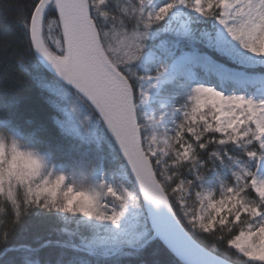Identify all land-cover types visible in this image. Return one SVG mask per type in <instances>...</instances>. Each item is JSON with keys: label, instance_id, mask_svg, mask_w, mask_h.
Masks as SVG:
<instances>
[{"label": "snow or ice", "instance_id": "obj_1", "mask_svg": "<svg viewBox=\"0 0 264 264\" xmlns=\"http://www.w3.org/2000/svg\"><path fill=\"white\" fill-rule=\"evenodd\" d=\"M9 6L0 264H264V0Z\"/></svg>", "mask_w": 264, "mask_h": 264}, {"label": "trees", "instance_id": "obj_2", "mask_svg": "<svg viewBox=\"0 0 264 264\" xmlns=\"http://www.w3.org/2000/svg\"><path fill=\"white\" fill-rule=\"evenodd\" d=\"M9 4L10 0H0V25H7L9 27V36L15 39L17 32L11 22L14 10ZM4 89H7L18 101L14 113V118H16L18 122L23 123L24 121L33 120L50 124L52 112L47 103L46 94L35 86L31 77L24 76L18 80H14L10 76L5 78L4 69L0 66V90ZM36 223H38V221L34 219L33 225ZM43 230L42 228L41 231ZM221 254L227 256L225 252ZM147 258L150 260H159L160 264H167L169 259L163 253H159L155 256L149 255ZM232 259L234 260L235 258Z\"/></svg>", "mask_w": 264, "mask_h": 264}]
</instances>
